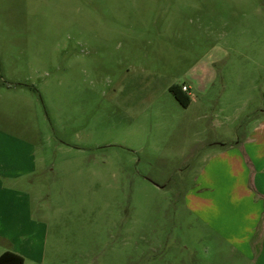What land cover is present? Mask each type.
<instances>
[{
	"label": "rangeland",
	"instance_id": "374dc122",
	"mask_svg": "<svg viewBox=\"0 0 264 264\" xmlns=\"http://www.w3.org/2000/svg\"><path fill=\"white\" fill-rule=\"evenodd\" d=\"M262 120L264 0H0V130L45 159L46 264H248L185 197Z\"/></svg>",
	"mask_w": 264,
	"mask_h": 264
},
{
	"label": "crops",
	"instance_id": "0c3cea01",
	"mask_svg": "<svg viewBox=\"0 0 264 264\" xmlns=\"http://www.w3.org/2000/svg\"><path fill=\"white\" fill-rule=\"evenodd\" d=\"M184 85L191 106L193 87ZM200 155L186 208L243 262L264 264V120L246 136H217ZM39 174H45V159L33 139L0 130V256L13 252L24 264H46L45 179L36 183Z\"/></svg>",
	"mask_w": 264,
	"mask_h": 264
},
{
	"label": "trees",
	"instance_id": "16d2710c",
	"mask_svg": "<svg viewBox=\"0 0 264 264\" xmlns=\"http://www.w3.org/2000/svg\"><path fill=\"white\" fill-rule=\"evenodd\" d=\"M170 91L182 106L188 107L190 105L191 99L182 91V87L172 86ZM24 262L25 260L21 255L13 252H6L0 256V264H24Z\"/></svg>",
	"mask_w": 264,
	"mask_h": 264
},
{
	"label": "built area",
	"instance_id": "2783aa9c",
	"mask_svg": "<svg viewBox=\"0 0 264 264\" xmlns=\"http://www.w3.org/2000/svg\"><path fill=\"white\" fill-rule=\"evenodd\" d=\"M188 90H189V87H188V86H186V85H183V86H182V91H183V92L186 93V92H188Z\"/></svg>",
	"mask_w": 264,
	"mask_h": 264
}]
</instances>
